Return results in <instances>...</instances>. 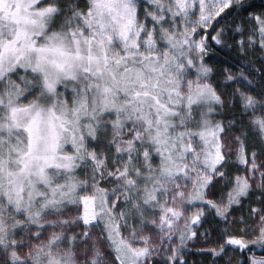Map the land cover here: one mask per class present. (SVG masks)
<instances>
[{"label":"snow or ice","instance_id":"6c2138e0","mask_svg":"<svg viewBox=\"0 0 264 264\" xmlns=\"http://www.w3.org/2000/svg\"><path fill=\"white\" fill-rule=\"evenodd\" d=\"M0 264H264V0H0Z\"/></svg>","mask_w":264,"mask_h":264}]
</instances>
